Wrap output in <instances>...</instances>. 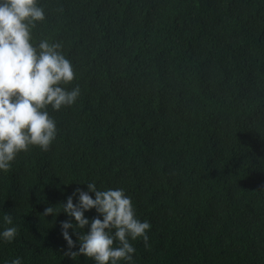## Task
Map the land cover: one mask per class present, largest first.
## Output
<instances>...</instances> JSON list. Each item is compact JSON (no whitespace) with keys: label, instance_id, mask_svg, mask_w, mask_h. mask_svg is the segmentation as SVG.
I'll return each mask as SVG.
<instances>
[{"label":"trees","instance_id":"16d2710c","mask_svg":"<svg viewBox=\"0 0 264 264\" xmlns=\"http://www.w3.org/2000/svg\"><path fill=\"white\" fill-rule=\"evenodd\" d=\"M39 4L34 39L62 44L80 96L48 109V151L0 173V230L5 214L18 228L0 264H94L63 255V211L41 214L86 182L149 222L134 264H264V0Z\"/></svg>","mask_w":264,"mask_h":264},{"label":"clouds","instance_id":"9594fccd","mask_svg":"<svg viewBox=\"0 0 264 264\" xmlns=\"http://www.w3.org/2000/svg\"><path fill=\"white\" fill-rule=\"evenodd\" d=\"M44 20L39 0H0V173H6L18 154L31 146L48 151L57 136L48 109L72 106L80 96L79 85L65 87L76 74L62 44L34 39L33 30ZM82 184L86 190L74 188L59 209L48 206L41 213L55 218L63 211L68 217L59 225L67 246L63 255H83L94 264H134L131 241L139 238L149 246V222L137 217L123 188L101 190L95 182ZM92 210L96 215H85ZM3 224L11 226L0 230V242L11 243L18 228L9 214L3 216ZM6 264H22V259Z\"/></svg>","mask_w":264,"mask_h":264}]
</instances>
